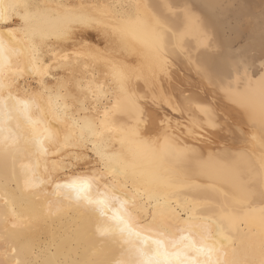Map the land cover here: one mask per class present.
Returning a JSON list of instances; mask_svg holds the SVG:
<instances>
[{"label": "bare ground", "instance_id": "bare-ground-1", "mask_svg": "<svg viewBox=\"0 0 264 264\" xmlns=\"http://www.w3.org/2000/svg\"><path fill=\"white\" fill-rule=\"evenodd\" d=\"M3 3L0 264H202L204 242L258 264L264 0ZM77 26L107 46L62 47ZM77 176L102 177L104 216ZM125 209L134 232L113 234Z\"/></svg>", "mask_w": 264, "mask_h": 264}, {"label": "snow or ice", "instance_id": "snow-or-ice-1", "mask_svg": "<svg viewBox=\"0 0 264 264\" xmlns=\"http://www.w3.org/2000/svg\"><path fill=\"white\" fill-rule=\"evenodd\" d=\"M16 7H19L18 5H6L3 3V0H0V18H3L4 15L7 13V11L11 9H15ZM26 7V6H25ZM7 49L3 43V41H0V74H2L3 68L7 64V57L5 55ZM2 82H0V87H2ZM24 107L27 108V103L24 104ZM261 116L262 120H264V81L261 83ZM210 126H215L214 124L210 123ZM39 143V141H38ZM102 177L97 176H77L73 177L69 182H67L64 187L73 189L76 193L75 200L77 203L87 208H95V210L99 213V215L104 216L105 212L102 207H96V205L99 204H106V201H96L91 196V191L93 187V183L95 181H98ZM261 182L264 183V176L261 178ZM261 195L264 196V191L261 192ZM132 206H135V202L130 201ZM110 219H116L118 221L117 227L113 228L111 231L113 234H119L124 235L125 233H128L129 235L133 234L134 230L132 227V214L131 212L127 211V209L124 210L123 216H117ZM122 225V227L120 226ZM152 231H156L155 229H151ZM181 231L187 232L191 231L190 226L184 229H181ZM159 236L164 237L165 234L163 232L157 233ZM157 244L159 245L156 256L164 255L165 258L169 255L166 250L162 251L163 243L162 241H157ZM197 252L205 255L207 259H205L202 264H257L256 261H237L235 259L229 260L227 259L228 252L224 251L222 247H218L216 244H210L207 242H204L203 245L199 248L195 249ZM141 256H145L146 259L144 261V264H159V261L156 260L154 257H147L145 253L141 250L140 252ZM176 256L177 264H193V262L188 261L186 258L184 260L179 259L180 253L174 254ZM221 257H224L223 259ZM258 264H264V239L261 240V258L258 261Z\"/></svg>", "mask_w": 264, "mask_h": 264}, {"label": "rangeland", "instance_id": "rangeland-1", "mask_svg": "<svg viewBox=\"0 0 264 264\" xmlns=\"http://www.w3.org/2000/svg\"><path fill=\"white\" fill-rule=\"evenodd\" d=\"M98 31H99L98 29H94V28H85V27L77 26L73 30V34L71 35L70 39L67 40L65 43H62V47L75 50V48H80L82 45L88 44L89 46L92 47L100 46L105 48V46H107L105 37L100 31L99 32ZM52 72L54 76L58 75L59 77L60 75L63 74L61 70H57V71L53 70Z\"/></svg>", "mask_w": 264, "mask_h": 264}]
</instances>
